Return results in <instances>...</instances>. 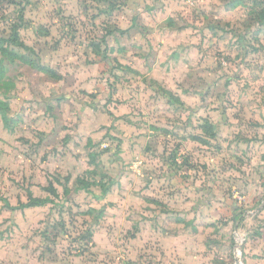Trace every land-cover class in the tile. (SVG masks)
<instances>
[{
    "label": "rangeland",
    "instance_id": "374dc122",
    "mask_svg": "<svg viewBox=\"0 0 264 264\" xmlns=\"http://www.w3.org/2000/svg\"><path fill=\"white\" fill-rule=\"evenodd\" d=\"M0 101V264L89 249L102 199L187 215L204 185L226 264L238 221L262 238L264 0H0Z\"/></svg>",
    "mask_w": 264,
    "mask_h": 264
},
{
    "label": "crops",
    "instance_id": "0c3cea01",
    "mask_svg": "<svg viewBox=\"0 0 264 264\" xmlns=\"http://www.w3.org/2000/svg\"><path fill=\"white\" fill-rule=\"evenodd\" d=\"M197 190L199 195L182 206L184 210L187 209V215L167 209L157 210L154 217L152 213L143 210L147 201L141 200L140 215L136 216L130 210V199L116 202L102 199L103 202H110L105 205L108 210L123 209L118 216L114 213L107 217L114 226L109 230L104 228L102 222L89 241V249L74 247L76 254L67 256L66 250L62 257L48 264H226L229 242L222 241L221 235L215 238L216 235L209 233L213 232L212 227L218 224L215 220L219 219L217 212L212 213L209 210L211 200L207 201L206 198L211 197L210 189L204 185ZM124 196L130 197L127 190L124 191ZM159 202L172 208L179 206L176 205L179 199L156 203ZM228 205L231 210L229 214H236V206ZM227 216L229 219L230 215ZM124 228L126 231L122 235ZM260 228L262 238L257 237L249 244L246 259L248 262L250 259V262L264 264V225L261 224Z\"/></svg>",
    "mask_w": 264,
    "mask_h": 264
},
{
    "label": "built area",
    "instance_id": "2783aa9c",
    "mask_svg": "<svg viewBox=\"0 0 264 264\" xmlns=\"http://www.w3.org/2000/svg\"><path fill=\"white\" fill-rule=\"evenodd\" d=\"M251 231L244 222L238 221L233 232L234 264H248L246 259V245Z\"/></svg>",
    "mask_w": 264,
    "mask_h": 264
},
{
    "label": "trees",
    "instance_id": "16d2710c",
    "mask_svg": "<svg viewBox=\"0 0 264 264\" xmlns=\"http://www.w3.org/2000/svg\"><path fill=\"white\" fill-rule=\"evenodd\" d=\"M16 31L13 33V35H15ZM6 105H4L3 102L0 101V112L4 113V111L6 110ZM47 203V201H41V200H37V199H32L28 204L26 205H21L19 208L20 209H25V208H31L34 206H43ZM7 207L10 208L11 210H15L14 207H11L8 203H6Z\"/></svg>",
    "mask_w": 264,
    "mask_h": 264
}]
</instances>
